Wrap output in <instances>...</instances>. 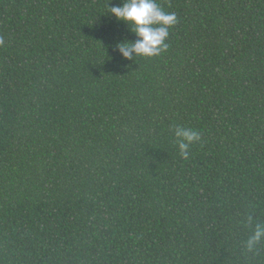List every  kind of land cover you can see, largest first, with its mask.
<instances>
[{"label": "trees", "instance_id": "trees-1", "mask_svg": "<svg viewBox=\"0 0 264 264\" xmlns=\"http://www.w3.org/2000/svg\"><path fill=\"white\" fill-rule=\"evenodd\" d=\"M157 2L125 60L122 0H0V264H264V0Z\"/></svg>", "mask_w": 264, "mask_h": 264}, {"label": "clouds", "instance_id": "clouds-1", "mask_svg": "<svg viewBox=\"0 0 264 264\" xmlns=\"http://www.w3.org/2000/svg\"><path fill=\"white\" fill-rule=\"evenodd\" d=\"M110 8V15L123 22L137 39L116 44V50L125 60L137 56L154 57L166 51L169 29L177 23L175 13L165 11L157 0H122L120 6ZM3 40H0V44ZM180 154L189 158L190 146L200 141V133L194 129L177 126L174 130ZM251 221L252 217L249 216ZM264 242V224L257 223L254 232L246 241L248 252H254Z\"/></svg>", "mask_w": 264, "mask_h": 264}]
</instances>
